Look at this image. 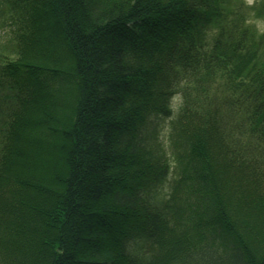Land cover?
Masks as SVG:
<instances>
[{"label": "trees", "instance_id": "obj_1", "mask_svg": "<svg viewBox=\"0 0 264 264\" xmlns=\"http://www.w3.org/2000/svg\"><path fill=\"white\" fill-rule=\"evenodd\" d=\"M2 3L18 45L36 42L20 64L42 115L19 141L32 166L17 141L0 156V264H264V203L247 191L255 174L264 200V0ZM5 77L0 141L25 95Z\"/></svg>", "mask_w": 264, "mask_h": 264}, {"label": "rangeland", "instance_id": "obj_2", "mask_svg": "<svg viewBox=\"0 0 264 264\" xmlns=\"http://www.w3.org/2000/svg\"><path fill=\"white\" fill-rule=\"evenodd\" d=\"M257 1L258 0H245V2L248 4L255 3ZM2 2H3V0H0V71L2 70V67L5 69V71L0 72V77H3V75H6V77H5L6 80L7 79L9 80V79H15V78L19 79L20 78V80H22L24 82L22 84L21 89H22L23 93H25V95H24V97L21 98L20 106L16 109V112H14L15 114L10 120V125L8 126L7 130H5V132H4L5 136L0 141V156H2L4 153H6V154H8V156H10L12 149H13V146L16 145L15 143L17 141L18 144H22V145H20V147H21V154H23V157H24L23 160H25L24 163L27 164L28 166H32V164H33V156H32L33 150L31 149V147L23 146V143L22 142L19 143V141H20L21 134L23 132L22 128L27 126V124L33 123L34 120H38V119L40 120V116L42 115V111L40 109L38 111H36V108L34 110H33V108L30 109L31 106H29L28 103L34 97V95H31L30 88L32 86H34L36 81L34 78L30 79V76L27 75L26 69L27 70H30V69L27 68L26 65L20 64V63H30L29 56L33 52L29 48H32L31 44H36V42L34 40H28V42L26 43L25 39H24L25 37L23 36V39L21 40L20 45H18V43L15 41L16 36L18 35V33L23 34L21 29L25 25L20 24L18 22H16L17 24H14L15 21L13 19L9 20L8 19L9 16L2 13L4 8L7 7V5L3 4ZM227 5L229 6V4H227ZM252 18H253L252 19L253 22H251L252 26L260 29L261 31H264V18H261V17H257V18L252 17ZM17 63H19V64H17ZM181 100H182V94L176 93L172 97L171 105H172V109L175 113H176V111L180 105ZM40 103L45 105L43 108L49 106L48 101L44 97L38 98V104H40ZM193 115L196 118H198L197 117L198 113H195V114L193 113ZM169 122H170L169 118L165 119V121L163 122V124L161 126L160 136H161V139H162L163 144H164L163 152L164 151L166 152V156H164V157L167 159V161H169L171 163L172 152H171L170 148L168 147V136H169V130L171 129ZM260 146L262 147V149H264V143H260ZM50 158L54 161L52 163H54L55 165L58 164V162L56 161V158H54V157H50ZM20 160H21V157H20ZM1 163H3V165L0 166V181L6 178V176L3 175V172H5L3 167L5 166L6 163L4 161L0 162V164ZM213 166H215V169H216L215 171L218 173L220 172L219 167H221L222 170L227 168V167L231 170V166L229 164H225L223 160H217L216 162L213 161ZM250 178L247 177V179H248L247 182L248 181L250 182L249 187L251 189V190L250 189L247 190L248 194H252V192L253 193L256 192L257 197H258L257 202H259V205H262V203H264V200L259 198L258 193H257V191H259L261 189L259 187H256V183H254L255 182L254 180L257 177L255 176V174L254 175L252 174V175H250ZM261 178H263V177H261ZM209 183L211 186L212 178H210ZM210 186L208 185L207 191L200 189V193H196V197H195L196 206L201 205V201H202V198L204 196V192H206L210 195V192H209ZM4 187H5V185L3 187H1L0 189H2ZM226 187H228L227 184H226ZM222 190H223V188H221V191ZM262 192H264V191L262 190ZM226 194H227L226 199L231 200V203H233V204L237 203L239 205L240 211L245 209L244 208L245 205H243V204L241 205V203H239L236 200L238 198L233 199L231 197V195H228L229 193H226ZM248 194L241 196L240 200H243L244 202H245V200H247V202L250 203L249 205H252L253 210L256 212L255 204H253L255 202V198H253V196L250 195V196H252V199L249 200ZM219 197H220V195H219ZM221 198L223 199L224 196H221ZM213 199L217 200V196L213 195ZM213 199L212 198L210 199L211 202H213L212 201ZM227 204L230 205V202L227 201ZM186 207L188 208V212L193 211V209L191 207H189L188 205ZM202 218L198 221L197 225L202 226ZM242 219H244V218H242ZM251 219L256 220L254 216ZM256 225H257L256 221H251V226H256ZM194 232H197V230L194 229Z\"/></svg>", "mask_w": 264, "mask_h": 264}]
</instances>
